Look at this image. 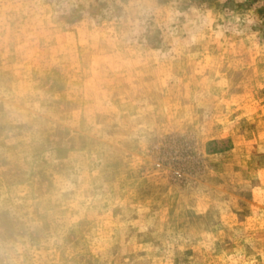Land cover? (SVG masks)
Listing matches in <instances>:
<instances>
[{"label":"rangeland","instance_id":"obj_1","mask_svg":"<svg viewBox=\"0 0 264 264\" xmlns=\"http://www.w3.org/2000/svg\"><path fill=\"white\" fill-rule=\"evenodd\" d=\"M0 264H264V0H0Z\"/></svg>","mask_w":264,"mask_h":264}]
</instances>
